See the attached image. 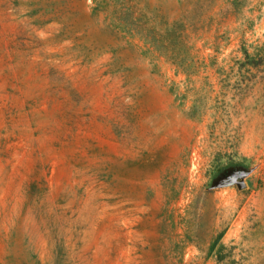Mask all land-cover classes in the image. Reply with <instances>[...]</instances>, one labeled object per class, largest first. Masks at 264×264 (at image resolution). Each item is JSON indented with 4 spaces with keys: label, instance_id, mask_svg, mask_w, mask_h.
I'll return each instance as SVG.
<instances>
[{
    "label": "rangeland",
    "instance_id": "374dc122",
    "mask_svg": "<svg viewBox=\"0 0 264 264\" xmlns=\"http://www.w3.org/2000/svg\"><path fill=\"white\" fill-rule=\"evenodd\" d=\"M0 264H264V0H0Z\"/></svg>",
    "mask_w": 264,
    "mask_h": 264
}]
</instances>
